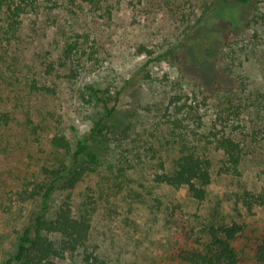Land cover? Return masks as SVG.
I'll use <instances>...</instances> for the list:
<instances>
[{"label":"rangeland","instance_id":"374dc122","mask_svg":"<svg viewBox=\"0 0 264 264\" xmlns=\"http://www.w3.org/2000/svg\"><path fill=\"white\" fill-rule=\"evenodd\" d=\"M106 3L111 18L91 17L86 6L74 11L61 7L52 15L40 12L26 17L21 39L13 38L11 45L0 43V75L6 79L1 85L2 95L14 119L8 138L0 142V264L13 251L18 232L36 208V202L24 199L20 192L26 187L32 189L33 183L46 181L42 168L59 163L61 157L50 145L51 138L60 131L74 141L71 125L80 133L86 132L96 115L95 111L81 113L77 109L73 92L79 85L63 78V68L47 74L44 64L58 60L65 32L83 31L93 22L97 25L92 29L98 33L99 54L85 65L81 82L95 81L101 86L112 83L115 90L125 85L120 107L125 121L129 113H134L135 123L131 142L125 145L129 152L119 146L104 147L100 166L70 191L76 211L95 208L91 213L89 251L98 256L96 264H186L171 255L176 230L192 227L195 236L205 240L202 228L210 221L244 224L234 241L239 264H260L255 248L264 236V206L251 196L264 194V19L255 20L258 15L264 16V0L257 7H240L244 24L234 27L238 35L222 52L224 58L231 56L227 62L232 66L235 85L237 77L247 83L241 93L242 127L238 135L244 147L243 162L238 174H220L222 154L213 151L212 183L201 202L190 199L184 188L154 179L158 171L156 157L163 154L169 163L175 155L159 142L164 141L167 124L163 113L173 93L166 86V78L172 80L178 74L172 60L148 64L149 57L139 49L146 46L154 52L151 57H156L170 43L177 44L182 18L194 20L210 0ZM183 67L185 75H204L191 63ZM35 79L39 84L55 86L57 92L31 90L28 85ZM182 89L183 100L187 94L193 97V84L184 83ZM217 97L209 103L211 109L200 106L193 119L209 123L213 106L218 102L226 106V95ZM29 182L32 184L27 186ZM63 264L73 261L67 258Z\"/></svg>","mask_w":264,"mask_h":264},{"label":"trees","instance_id":"16d2710c","mask_svg":"<svg viewBox=\"0 0 264 264\" xmlns=\"http://www.w3.org/2000/svg\"><path fill=\"white\" fill-rule=\"evenodd\" d=\"M106 1L0 0V43L11 45L13 38L21 39V28L26 17L40 12L45 16L52 15L55 9L61 7L74 11L79 6H86L91 17L111 18ZM260 1L210 0L194 20L182 18L183 29L177 44L170 43L156 57H151L154 52L146 46L139 49L140 53L149 57L148 64L162 59L172 60L178 74L175 79L166 78V86L173 93L163 113L167 124L164 141L159 142L165 151L175 155L169 163L163 154L156 157L158 171L154 179L160 184L184 188L188 197L197 202L205 200L207 187L212 183L213 151L222 154L220 174H238L243 162L244 147L238 135L242 127L239 122L243 108L242 94L247 83L237 77L238 85H235L232 66L227 62L231 56L228 54L224 58L222 52L231 46L238 35L234 27L244 24V19H240V7L249 4L257 7ZM258 19L262 20L264 16L258 15L255 20ZM93 25L89 23L83 31L65 32L58 60L45 61L44 64L47 74L63 68V78L68 83L79 85L73 92L77 109L81 113L90 110L93 114L95 111L96 115L86 132L80 133L75 125H71L75 133L74 141L60 131L51 138L50 145L61 158L56 166L42 168L46 181L33 183L32 189L26 187L20 192L24 199L35 201L36 208L27 224L18 232L13 251L2 264H63L67 258L72 259L73 264H96L99 261L98 256L89 251L91 213L95 208L76 211L70 191L100 166L104 147L114 145L121 147L125 153L129 152L125 145L131 142L135 123L132 121L134 113H129L126 117L128 121H125L120 107L125 85L115 90L112 83L101 86L95 81L81 82L85 65L99 54L98 33L92 29ZM186 63L196 66L204 75H199L200 78L185 75L183 66ZM215 71L218 75H214ZM145 76L150 78V75ZM5 80L0 75V142L8 138L7 132L14 120L2 95L1 85ZM184 83L193 84L194 90L192 98L187 94L183 100L181 92ZM28 86L33 91L45 94L57 92L55 86L39 84L36 79ZM220 94L228 98L226 106L221 107L220 102L212 105L214 108L209 123L202 119L195 121L194 112H199L200 106L211 109L209 103L218 100ZM31 184L29 182L27 186ZM251 197L255 203L264 206V194ZM244 228V224L236 221L230 224L210 221L202 228L206 241L201 236V239L195 236L192 227H183L181 231L177 229L171 255L186 264H239L240 257L234 241ZM255 256L260 264H264V236L256 244Z\"/></svg>","mask_w":264,"mask_h":264}]
</instances>
